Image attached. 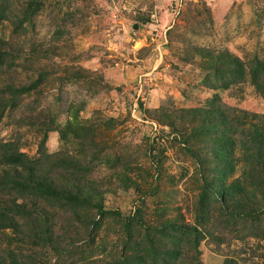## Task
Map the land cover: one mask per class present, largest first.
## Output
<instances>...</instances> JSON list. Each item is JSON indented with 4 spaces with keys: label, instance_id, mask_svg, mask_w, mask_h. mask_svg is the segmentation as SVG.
I'll return each mask as SVG.
<instances>
[{
    "label": "rangeland",
    "instance_id": "1",
    "mask_svg": "<svg viewBox=\"0 0 264 264\" xmlns=\"http://www.w3.org/2000/svg\"><path fill=\"white\" fill-rule=\"evenodd\" d=\"M27 2L6 0L0 18L11 53L0 67V144L47 160L43 148L52 155L48 175L94 194L90 206L68 202L38 228L30 222L34 238L52 226L53 246L6 229L2 255L13 248L27 264H135L118 257L158 249L174 264H264V203L241 148L260 131L235 127L229 181L245 178V190L229 202L206 189L222 180L216 167L204 170L191 152L204 118L191 109L216 97L264 120V72L261 88L249 73L214 88L216 73L200 54L228 51L250 67L264 60V0H38L23 22ZM30 81L36 88L21 90Z\"/></svg>",
    "mask_w": 264,
    "mask_h": 264
},
{
    "label": "trees",
    "instance_id": "2",
    "mask_svg": "<svg viewBox=\"0 0 264 264\" xmlns=\"http://www.w3.org/2000/svg\"><path fill=\"white\" fill-rule=\"evenodd\" d=\"M5 1L0 0V18H4V14L9 12L8 9L3 8ZM37 1L28 0L23 5L24 10L22 14L17 15L21 21L24 22L25 18H28L27 22L30 21ZM5 45L6 42L0 37L1 68L6 66L9 56H11L10 51L5 49ZM200 54L208 58V66L215 71L217 76L215 81L208 82V86L229 88L230 84L235 82L236 75L239 76L237 82H241L249 73L251 74L252 81L261 88L260 79L261 72H264V60H256L255 64L250 67L239 57L232 55L228 51H201ZM37 83L36 81L20 83L19 87L22 88L21 90L29 92L36 88L35 85ZM6 84H8V88L17 86L15 81ZM217 99L218 97L214 98L208 109H191L195 113V118L204 116L198 125V128L202 131L199 148H192L191 152L198 163H200V166L204 167V170L206 169L205 166L211 167L213 165L216 167L215 170H217L222 179V183L214 181L211 184L206 181V184L208 183L206 189L218 195L220 194L224 202H229L235 197H243L245 178L242 182L240 179L229 181V177L232 173L236 172L238 163L236 160L237 140L235 137L238 131L235 127L249 122L260 133L251 134L250 138L241 145V148H244L246 151L244 162L250 165L249 173H247L249 179L253 186H260L257 192L261 193L264 203V122L261 123L264 120L261 118L262 121L257 123L258 119H260L258 113L250 114L246 110L238 112L234 108H227L225 105L220 104ZM6 105L5 100H0V120L4 114ZM261 117L264 118V115ZM261 125L263 126L262 128H260ZM43 147L46 149L45 144H43ZM40 154L43 156L47 155L46 158L48 159H31L26 153L19 151L14 146V143L11 142L5 145L0 144V241H4L8 237L3 231L12 229L16 234L25 232L24 237L32 244H35V240H38L39 242H45V248L48 245L53 246L55 236H53L54 231L52 226L46 228L40 227L41 236L34 238V234L30 233V222H34L38 228L41 218L46 222L55 219L60 215V212L66 211L64 207L68 202H82L86 206L92 205L89 193H93V191L90 188H83L81 184H75L74 182H71L73 183L71 184L69 178L66 176H63L66 182L61 180L56 181L53 176L48 175L45 169L52 155L46 154L43 148ZM218 186H221V189ZM25 192H28V194ZM41 197L45 198L43 202L42 199L40 200ZM244 200L246 201V199ZM57 206L60 209H57ZM244 206L247 207L248 204L246 203ZM233 211H236L239 215L243 213L237 207ZM172 226L185 228V226H179L178 224ZM188 229L191 230L192 228L188 227ZM198 242L199 240L195 242V247L196 245L198 247ZM13 250L15 251L13 248L12 250L2 249L6 254L5 256L0 251V264H27V262L24 263V261L20 260ZM154 252L155 255L150 256V253L148 255L145 250H137L133 255L129 256L128 253L126 254L123 251L118 259H121L124 263L131 259V261L136 262L135 264H174L172 257H167V250L160 251L156 249ZM176 253L180 255L181 250Z\"/></svg>",
    "mask_w": 264,
    "mask_h": 264
}]
</instances>
